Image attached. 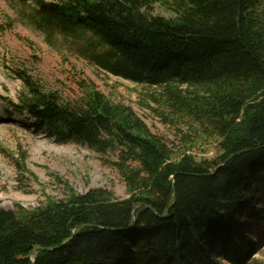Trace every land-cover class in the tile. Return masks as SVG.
<instances>
[{"label":"trees","instance_id":"16d2710c","mask_svg":"<svg viewBox=\"0 0 264 264\" xmlns=\"http://www.w3.org/2000/svg\"><path fill=\"white\" fill-rule=\"evenodd\" d=\"M156 4L172 16L154 14ZM12 7L50 45L67 39L90 64L163 87L201 131L171 146L131 106L99 90L72 106L15 71L26 92L14 107L48 133L114 153L128 195L78 192L63 181V195L45 194L37 207L0 208V264H248L257 244L242 216L264 220V0H18ZM200 139L216 142L212 158L194 152Z\"/></svg>","mask_w":264,"mask_h":264},{"label":"rangeland","instance_id":"374dc122","mask_svg":"<svg viewBox=\"0 0 264 264\" xmlns=\"http://www.w3.org/2000/svg\"><path fill=\"white\" fill-rule=\"evenodd\" d=\"M16 1L0 0V208L15 209L17 204L37 207L45 194L63 195V181L78 192L104 188L119 198L128 195L123 176L113 163L114 153L102 155L48 133L35 126L26 112L14 107L26 92L15 71L29 75L43 92L56 93L72 106L80 105L90 89L99 90L112 101L131 106L150 130L171 146L183 144L186 135L191 140L198 138L197 130H201L172 106L167 90L132 82L90 64L67 47V39L50 45L42 33L15 18L12 5ZM153 13L172 16L159 4L154 5ZM181 89L188 93L194 88L183 85ZM196 142L194 152L198 157L210 159L215 155V141ZM19 161L26 170L18 166ZM260 208L264 212V205ZM242 223L257 244L248 264H264V220L243 215ZM216 259L226 263L218 256Z\"/></svg>","mask_w":264,"mask_h":264}]
</instances>
